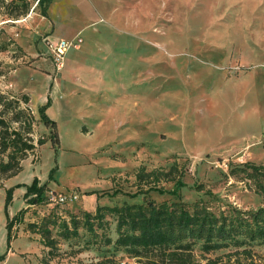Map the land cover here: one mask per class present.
<instances>
[{"label": "crops", "instance_id": "0c3cea01", "mask_svg": "<svg viewBox=\"0 0 264 264\" xmlns=\"http://www.w3.org/2000/svg\"><path fill=\"white\" fill-rule=\"evenodd\" d=\"M48 1L40 20H34L26 28L28 31L14 38L15 47L22 53L20 59L26 61L7 77L13 93L27 96V106L35 117L43 109L58 131L62 126L65 132L88 140H150L148 134L159 136L158 129H153L158 119L159 79L170 81L171 86L174 73L184 70L188 80L192 76L194 80H211L217 89L210 96L216 98V105L209 99L201 113H194L208 118L205 125L192 123V130L197 126L198 138L221 140L232 134L234 140H241L264 133V69L241 70L249 63H244L241 56L234 58V49H250L249 43L263 54L260 34L264 32L255 29V24L264 18V10H256L254 0ZM186 7H198L202 26L201 40L182 47L199 50L201 57L195 56L201 58L198 68H186L190 63L187 58L160 56V49L178 47L159 41V34L164 32L159 21H173L174 14ZM240 16L245 27L237 32L234 24ZM6 22L14 25L19 21ZM256 38L260 46H256ZM60 39L80 42L66 52L62 68L56 71L49 44ZM238 39L243 43L239 44ZM224 66H234L233 75L228 76ZM215 116L217 123L212 121ZM193 139H197L196 135ZM25 163L23 160L21 165ZM11 178L0 187L4 194L12 187ZM34 178L37 177L27 186ZM38 181L50 188L46 182ZM25 193L21 209L27 211L23 221L12 227L14 238L9 246L7 219L21 209L11 217L0 212V264H59L58 256H50L39 236L26 228L36 218Z\"/></svg>", "mask_w": 264, "mask_h": 264}, {"label": "rangeland", "instance_id": "374dc122", "mask_svg": "<svg viewBox=\"0 0 264 264\" xmlns=\"http://www.w3.org/2000/svg\"><path fill=\"white\" fill-rule=\"evenodd\" d=\"M11 1L4 0V3ZM242 1L239 0V2ZM25 2L28 7L27 14L16 20L19 22L14 25L4 23L10 19L5 15L4 5L0 3V46L7 44L5 49H0V94L6 97L14 95L19 99L21 95L13 93L7 82L8 73L22 66L26 61V59H20L22 53L20 54V50L15 47L14 38L19 33L28 31L26 28H30L34 20H40L43 7L36 5V0H25ZM180 3L183 4L182 1ZM254 3L256 10H264V0H254ZM198 14V7L193 9L186 7L182 8L180 14H174L173 21L165 18L159 21L164 31L163 34H159V41L178 47V49H160V56L187 58L190 63H187L186 68L199 67L197 62H200L198 59L201 58H196L201 57L199 50L182 49L183 46H189L202 38V26ZM242 19L240 16L237 22L236 18L234 31L240 32L245 27ZM255 29L264 32V18L256 21ZM260 40L264 44V34H260ZM260 40L255 39L256 46H260ZM238 41L239 44L243 43L241 39ZM46 43L48 44L47 41ZM248 46L250 49L241 46L234 49V58L241 56L244 63H249L247 67L240 69L248 71L258 67L264 69V50L263 54H260L261 49L258 47L253 49L252 43ZM253 61L254 64L261 62L262 66H253ZM179 67L180 65H177L176 68ZM237 69H239L238 66L235 70ZM223 70L231 76L234 66H224ZM174 76L171 86L168 85L170 81L159 79L158 119L157 123L153 122V129L154 131L158 129L159 136L148 134L146 137L150 140H128L127 142L126 140H88L87 137L77 136L74 132H65L61 126L59 131L56 128L58 143H52L48 138L50 130L39 122V116L35 117L32 133L29 136L35 142L43 138L46 141L24 159L33 165L28 167L25 163L21 165L18 173L11 176V194L7 202L8 190L6 194L0 191L1 214L8 213L11 217L24 207L26 186L33 177L46 182L49 189L55 191L56 195H77L78 199L68 201L63 206L62 212H67L68 208L73 214L77 212L76 216L81 222H83V213L80 212L94 213L97 206L121 207L125 204L145 205L147 202H153L155 205L174 203L177 198L170 191L178 177L183 182L178 194L181 201L188 205L201 200L214 212L221 208L226 209L227 205L244 210L259 207L262 204L261 199L249 190L245 182L234 178L229 172L231 167L245 162L264 164V133L258 137H245L241 140H234L232 134L222 137L221 140L198 138L197 126L192 130L191 125L192 123L205 125L208 118L206 115L197 116L194 113H201L204 109L203 105L206 106L205 103L209 99L214 104L217 102L215 97H210L217 89L212 87L211 80H194L193 76L191 81L188 80L184 70L174 73ZM196 77H203V75L197 74ZM172 88L174 92L170 94ZM19 106L22 110L26 107L21 100ZM1 110L2 107H0ZM13 112L9 111L3 115L6 122L10 121ZM26 112L30 114V111ZM26 112L24 111L25 114ZM212 121L217 123L216 116ZM12 126L19 125L14 123ZM194 135L196 140L193 139ZM173 166L176 168L175 171L168 174ZM141 168L146 172L160 170L166 175L161 176L159 181L154 177L138 180L136 174ZM126 172L129 173L125 175ZM7 179L6 176L2 177L0 187ZM197 186H199L198 189H196ZM55 209L51 210L55 211ZM51 214L56 224L50 227V230L56 237L61 232V219L69 221V215L53 212ZM90 224H92V232H88L83 226L78 229L76 238L59 240L58 249L61 253L54 255L58 256L59 264L96 263L111 257L117 264H138L137 259L127 255L123 250H115L113 244L108 245L106 242L108 239L111 242L116 239L114 215L104 214L102 221L91 220ZM256 251L262 260L264 245L256 248Z\"/></svg>", "mask_w": 264, "mask_h": 264}, {"label": "trees", "instance_id": "16d2710c", "mask_svg": "<svg viewBox=\"0 0 264 264\" xmlns=\"http://www.w3.org/2000/svg\"><path fill=\"white\" fill-rule=\"evenodd\" d=\"M48 2L36 0V5L43 6L42 14ZM0 3L6 9L5 15L12 21L27 14L25 0H12L7 4L1 0ZM3 46H0L1 50L5 49L7 44ZM20 100L26 105L23 110L30 111V114H25L20 108ZM27 104L28 98L25 95H21L19 99L14 95L6 97L0 94V181L2 177L9 178L18 173L21 162L46 141L43 138L35 142L29 136L36 118L32 116ZM9 111L14 112L10 121L6 122L3 115ZM38 115L39 122L50 130L48 138L52 143H58L56 123L46 116L43 109L38 111ZM14 123L19 126L13 127ZM175 169L174 166L171 167L168 174H172ZM229 173L245 182L249 190L261 199L262 204L259 207L244 210L227 205L226 209L221 208L214 212L201 200L188 205L181 201L178 194V190L183 186L178 177L170 191L177 198L174 203L97 206L94 213L79 211L83 213L81 222L76 213L62 212L65 205H51L48 194L52 190L46 184L40 185L38 179L34 178L31 184L26 186L25 198L27 205L34 208L33 216L39 213L40 215L35 216L36 220L28 223L26 228L30 233L38 235L43 245L48 248L50 256H54L55 253H61L58 249L59 240L76 238L78 229L83 226L88 232H92L91 220L102 221L104 214H112L116 217V239L113 242L108 239L107 244H113L115 250H123L137 259L138 264H264V258L261 260L256 251V248L264 245V164L245 162L231 167ZM163 175L166 173L160 170L146 172L141 168L136 178L144 180L154 177L159 181ZM198 188L199 186L196 187ZM10 194L11 190H8L6 202ZM52 208H56L55 211H52ZM26 211L21 209L12 219H7L8 246L14 238L12 227L23 221ZM51 212L69 215V221L61 219V232L56 237L50 230V227L56 224L52 220L54 217ZM88 264L117 263L111 257Z\"/></svg>", "mask_w": 264, "mask_h": 264}, {"label": "built area", "instance_id": "2783aa9c", "mask_svg": "<svg viewBox=\"0 0 264 264\" xmlns=\"http://www.w3.org/2000/svg\"><path fill=\"white\" fill-rule=\"evenodd\" d=\"M79 42L80 40H78L77 42H68V41L60 39V40H57L55 43L49 44L51 60L54 65V69L56 71H59L62 68L64 56L66 52L70 48L76 47ZM48 198H49L51 205H56V204L66 205L68 201L77 200L78 196L75 194L71 196H59V195H56L55 192L50 191L48 194ZM119 264H124V263H119Z\"/></svg>", "mask_w": 264, "mask_h": 264}]
</instances>
